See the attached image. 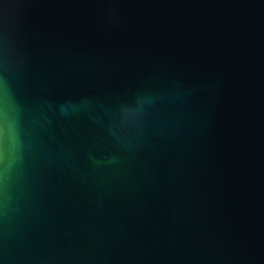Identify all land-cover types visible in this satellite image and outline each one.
Instances as JSON below:
<instances>
[{
    "label": "water",
    "instance_id": "water-1",
    "mask_svg": "<svg viewBox=\"0 0 264 264\" xmlns=\"http://www.w3.org/2000/svg\"><path fill=\"white\" fill-rule=\"evenodd\" d=\"M0 264H264V0H0Z\"/></svg>",
    "mask_w": 264,
    "mask_h": 264
}]
</instances>
